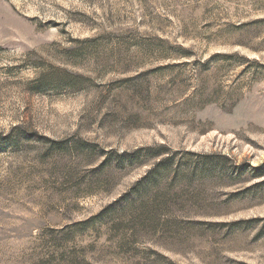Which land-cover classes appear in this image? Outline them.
<instances>
[{
  "label": "rangeland",
  "instance_id": "1",
  "mask_svg": "<svg viewBox=\"0 0 264 264\" xmlns=\"http://www.w3.org/2000/svg\"><path fill=\"white\" fill-rule=\"evenodd\" d=\"M0 264H264V0H0Z\"/></svg>",
  "mask_w": 264,
  "mask_h": 264
},
{
  "label": "trees",
  "instance_id": "2",
  "mask_svg": "<svg viewBox=\"0 0 264 264\" xmlns=\"http://www.w3.org/2000/svg\"><path fill=\"white\" fill-rule=\"evenodd\" d=\"M164 167H166V161L165 160H161L159 162V164L153 169L151 170V172H155V174L159 173V171H161ZM153 175V174H152ZM154 176V175H153Z\"/></svg>",
  "mask_w": 264,
  "mask_h": 264
}]
</instances>
